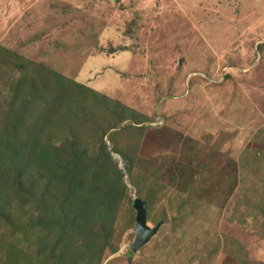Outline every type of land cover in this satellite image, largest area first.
Instances as JSON below:
<instances>
[{
  "label": "rangeland",
  "instance_id": "374dc122",
  "mask_svg": "<svg viewBox=\"0 0 264 264\" xmlns=\"http://www.w3.org/2000/svg\"><path fill=\"white\" fill-rule=\"evenodd\" d=\"M103 166L123 197L76 256L264 264V0H0V264H60L47 178ZM136 197L160 227L133 251Z\"/></svg>",
  "mask_w": 264,
  "mask_h": 264
},
{
  "label": "trees",
  "instance_id": "16d2710c",
  "mask_svg": "<svg viewBox=\"0 0 264 264\" xmlns=\"http://www.w3.org/2000/svg\"><path fill=\"white\" fill-rule=\"evenodd\" d=\"M38 159L39 155H34V158H31L30 162L28 163L31 166L30 171H24L21 172V174H18L20 176L18 179H20V183L22 186H25L27 184V179L24 177V175L34 173L32 165L36 167V162ZM49 166L50 164L45 167L46 172H49ZM85 166L86 164L84 166L81 165V173H88V168L90 167V165L88 168L87 166ZM74 172L70 173L66 171L62 176H58V181L56 183L52 182V178H47L48 183L45 184V193H49V195H52V193H55L56 191L60 194L62 199L59 205L53 203L50 204L49 202H46V204L42 205V208L44 210L43 216H45V214L49 211H51L52 214L49 220L41 221L40 226H42L43 228H47L52 232L54 230L57 233L54 238V246L52 247V249H50V253L51 255L58 254L57 256L61 261L60 264H77L79 263L80 258H87V264H93L91 262L92 259L94 260V257L99 254L101 249L98 250V248H94V246L90 247V244H92V240L89 242L85 241L84 245L82 244V246H79L80 248L84 249L85 253L82 257H78L76 256L74 249L75 246L78 245L72 241V237L77 234L78 230L81 229L84 230L85 234L88 235L87 237H89V235L93 233V226L91 227V225L96 222V219H99L100 222L101 220H103V225L112 224L113 217L111 218V216L117 211V205L120 203L123 197L124 189H118L119 182H117L113 175H111V173L109 172V168L103 166L99 171V174L94 173V175H96L100 180L98 186L99 188L97 189L96 187L89 184L88 186L90 187L85 192V190H83V187H88L87 184L83 185L82 182H79L78 185H74V182L77 178L76 173ZM63 178H69V188L66 190H63L61 184L58 183ZM83 180L84 179L82 178L81 181ZM8 184L11 187L9 181ZM8 184L7 182H4V191L0 193V200L9 196V194L7 195V188L9 187ZM36 186L37 184L35 182L30 185L29 199L26 201H29L31 204H34V202L37 200ZM79 186H81V188ZM123 188H125L124 185ZM81 189L83 190V192ZM82 202L84 203V208H77L78 204ZM40 220L41 219L38 218L37 221ZM87 251L89 252V254H87Z\"/></svg>",
  "mask_w": 264,
  "mask_h": 264
},
{
  "label": "water",
  "instance_id": "95a60500",
  "mask_svg": "<svg viewBox=\"0 0 264 264\" xmlns=\"http://www.w3.org/2000/svg\"><path fill=\"white\" fill-rule=\"evenodd\" d=\"M134 208L137 211L135 226L136 238L131 244V249L133 251H137L158 232L160 223H158L156 226L149 225L147 220V203L141 198H135Z\"/></svg>",
  "mask_w": 264,
  "mask_h": 264
},
{
  "label": "crops",
  "instance_id": "0c3cea01",
  "mask_svg": "<svg viewBox=\"0 0 264 264\" xmlns=\"http://www.w3.org/2000/svg\"><path fill=\"white\" fill-rule=\"evenodd\" d=\"M124 54H125V55H128V56H135V55H134V52H133L132 50H126V51L124 52Z\"/></svg>",
  "mask_w": 264,
  "mask_h": 264
}]
</instances>
